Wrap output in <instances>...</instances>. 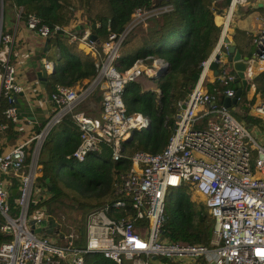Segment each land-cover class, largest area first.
I'll list each match as a JSON object with an SVG mask.
<instances>
[{
    "label": "built area",
    "instance_id": "built-area-1",
    "mask_svg": "<svg viewBox=\"0 0 264 264\" xmlns=\"http://www.w3.org/2000/svg\"><path fill=\"white\" fill-rule=\"evenodd\" d=\"M214 1L217 0L212 3ZM250 3V0H228L213 48L200 61L199 74L187 96L176 103L166 142L155 152L136 149L126 155L128 167L114 173L115 198L110 204L89 210L80 231H63V225L56 220L59 224L56 232L47 235L41 229L33 233L29 221L40 227L49 215L40 204L47 190L45 186L34 184L39 174L37 161L42 141L50 127L70 112L75 100L84 95L90 85L76 89L55 84L47 93L50 104L44 122L37 130L31 127L25 131L22 122L26 119L17 116L14 100L23 88L16 81L9 47L4 54L0 53V96L6 102L2 113L19 130L17 137L0 149V232L9 235V240L0 243V264H85L91 252L115 264L181 261V264L195 261L200 264H264V146L248 134V129L235 116L239 107H226L217 102L215 93L205 84L216 79L223 85L222 96H233L234 89L228 83L233 81L235 73L225 70L230 62L223 39L227 37L230 41L227 27L237 7ZM257 4L264 12V0H256ZM20 10L18 7L17 17ZM147 14L149 12L135 7L125 29L143 21ZM1 21L0 12V24ZM23 22L42 38L54 37L57 29L63 28L54 25L50 30L32 13L27 14ZM89 33L87 27L77 33L68 32V40L81 42L98 64L97 73L89 82L101 86L98 118L90 119L82 112L71 113L79 140L70 155L81 161L89 151H99L104 144L110 158L117 160L124 155L122 141L132 130L149 124L146 116L125 110L121 97L123 86L139 75L151 76L164 62L146 55L119 71L114 59L118 56L123 32L118 35L109 32L99 45L88 38ZM247 34L252 50L245 56L244 77L250 78L264 70V16ZM10 41V34L0 29V49ZM40 60L49 73L52 60L45 57ZM211 60L216 62L215 74L209 67ZM247 112L264 117V99L256 97ZM5 126L0 122V129ZM21 132L28 135L19 139ZM26 155L29 159L23 169ZM181 185L190 195L201 196L208 209L212 218L209 245L170 241L161 228L166 193ZM12 188H15L13 213L9 204Z\"/></svg>",
    "mask_w": 264,
    "mask_h": 264
},
{
    "label": "trees",
    "instance_id": "trees-1",
    "mask_svg": "<svg viewBox=\"0 0 264 264\" xmlns=\"http://www.w3.org/2000/svg\"><path fill=\"white\" fill-rule=\"evenodd\" d=\"M3 6L9 2L15 8L21 7L18 19L24 21L27 14H34L39 23L51 30L54 25L66 28L74 23L78 16L87 24L100 41L109 32L116 35L123 32L119 43L118 56L114 59L117 70L129 67L132 62L146 55L162 59L165 65L159 67L154 79V88H142L135 79L128 80L121 93L125 110L146 116L149 124L146 127L132 130V135L122 141L124 155L117 160L109 156V149L101 144L99 151L91 150L81 161L70 154L78 143V129L71 116V111L62 115L47 131L41 149L46 153L39 157V174L35 176V186L50 183L40 204L46 213L62 219L63 207L76 202L78 208L85 210L101 204H110L115 198L112 192V181L116 170L128 167L129 155L133 150L144 149L151 152L160 150L169 136L172 119L177 108V101L184 99L193 86L200 70V61L213 48L220 31L221 17L228 0H0ZM135 7L149 12L143 21L125 29ZM1 29V28H0ZM126 30V31H125ZM248 34L237 28L231 34L235 48L242 56L250 53L241 51L238 39ZM49 38L56 52L52 60V70L43 81L48 92L55 84L70 86L86 78L87 85L96 75L98 64L89 53L77 47L76 41H69L68 35L57 32ZM249 43V42H248ZM50 48V46H49ZM48 48V49H49ZM40 52V57L47 58V51ZM48 59V58H47ZM150 60V59H148ZM226 72H234L233 67L225 66ZM236 104L240 108L239 120L246 127L264 126L263 118L247 112L248 105L254 96L246 98L245 91L250 84L264 99V70L252 77H246ZM209 91L215 93V100L221 102L223 88L218 80L205 82ZM228 86L234 90L237 82L231 81ZM98 88V84L94 86ZM219 90V91H218ZM5 98L0 96V122L6 126L0 129V149L10 140L17 137L19 130L14 123L6 119L2 109ZM200 120L202 124L204 115ZM39 122L32 127L37 130ZM7 136L9 138L6 140ZM29 156L23 160V169L27 167ZM45 178L48 180L45 181ZM13 185V181H12ZM14 196L9 197L10 210L13 213ZM32 206V204H30ZM2 218L0 217V221ZM166 238L170 241H183L190 244L209 245L212 232V218L202 199L190 195L183 185L169 189L165 196L163 223L161 226ZM9 240V235L0 232V243ZM85 264H115L99 253L88 254Z\"/></svg>",
    "mask_w": 264,
    "mask_h": 264
},
{
    "label": "crops",
    "instance_id": "crops-1",
    "mask_svg": "<svg viewBox=\"0 0 264 264\" xmlns=\"http://www.w3.org/2000/svg\"><path fill=\"white\" fill-rule=\"evenodd\" d=\"M251 5L248 6H238L234 15L230 19V24L227 27V36L230 37V41L233 42L231 38V34L235 28L242 30L244 32H248L249 29L254 27L257 24V21L262 16L256 7V0H250ZM7 9V17L6 20L1 21V31L3 33H8L11 36V41L2 45L1 49L4 54L6 48L9 47V60L13 61L16 69V81L23 88V99H25L29 104H31L32 108L39 109L45 115L46 110L49 108V98L47 97V89L44 86V83L40 81L35 75V70L38 66V62L35 59V50H38L43 45L42 37L35 34L30 29L26 28L24 22L19 20L16 16L17 8L10 5L9 2H6L4 5ZM2 11V9H1ZM245 11H254L251 21L245 23L243 13ZM224 14V12H223ZM3 15V14H2ZM223 17V16H222ZM221 17V20H222ZM74 23H70L66 28L69 30L73 28L76 24L83 22L81 18L78 16L75 18ZM221 28V25H220ZM79 32V31H78ZM234 43V42H233ZM77 47L83 50L86 53V48L81 42H76ZM260 71V70H259ZM257 73V72H256ZM144 76V75H143ZM146 79L151 80L147 76ZM87 81L86 78L82 79L80 82H76L73 85L74 88H82L85 87L83 84ZM90 85L87 92L83 95H80L77 100L73 103L70 111L72 112H82L85 116L90 119L96 120L98 118L99 111V100L101 96V86L99 88H94V85ZM150 88H154L153 81H148V86ZM43 99V101H41ZM236 108L238 105L235 103ZM35 118H40V114L38 112L35 113ZM264 120V117H261ZM36 120H23L22 126L25 128V131L31 128L33 125L38 124ZM246 127V126H245ZM258 132L260 130L264 131V126L253 127ZM264 133V132H263ZM264 137V134H263ZM260 144V143H259ZM264 146V144L262 143ZM181 262H175L174 264H181ZM191 264H200L199 261H195V263Z\"/></svg>",
    "mask_w": 264,
    "mask_h": 264
},
{
    "label": "water",
    "instance_id": "water-1",
    "mask_svg": "<svg viewBox=\"0 0 264 264\" xmlns=\"http://www.w3.org/2000/svg\"><path fill=\"white\" fill-rule=\"evenodd\" d=\"M2 9V1H0V12ZM84 27L87 28H92L93 27V23H89L87 24L86 22H81L76 24L73 28L69 29V30H65L64 28H59L57 29V33L62 34L64 36L68 35V32H72V33H77L78 31H81ZM88 38L90 40H93L95 42V44L99 45L100 44V40L92 33H89ZM224 42L226 43V53H227V58L230 62V65L233 67L234 69V73H235V77L233 79V81L237 82V88L234 90V94L233 96L229 97V96H224L222 98V105L223 106H233L238 97L241 94L242 88L246 85V78L244 77V69H245V65H246V61H245V56H242L240 54V52L238 51L237 48H235L234 43L229 41L227 37H225ZM49 38L45 37L43 39V45L38 49L35 50V59L38 62V66L35 70V75L37 76L38 79H40V81H44L47 75V72L45 71V69L42 66V61L40 60V52L43 50H46L49 48ZM216 58V56L214 57ZM162 60V59H161ZM164 62V61H163ZM52 65H53V61H52ZM165 65V62L162 66ZM160 66V67H162ZM209 67L212 69L213 74L216 73V62L215 60H211L209 63ZM158 74V70H156L150 77L153 78ZM49 98V96H47ZM15 105H16V110H17V116L19 118H24L26 120H30V121H34L36 120L37 122H44L45 120V116L44 114L41 112V110H37L35 108H32L31 104H29L25 99H23V95L22 92H19L15 95ZM38 112L40 114V118H35V113ZM237 118H239L237 115H235ZM132 131L131 133L126 137L129 138L132 135ZM9 138V136H7L6 140ZM48 179L45 178V181H47ZM50 188V183L47 182L45 185V189L49 190ZM15 188L11 189V192L14 193ZM30 224V231L33 233H38L41 229L44 230V233H46L47 235H50L52 232H56V229L58 228L59 224L56 221V219L51 216L48 215L45 220L43 222L40 223V227H37L35 225H33V221H29ZM80 231V229H79ZM89 254H92L89 253Z\"/></svg>",
    "mask_w": 264,
    "mask_h": 264
},
{
    "label": "rangeland",
    "instance_id": "rangeland-1",
    "mask_svg": "<svg viewBox=\"0 0 264 264\" xmlns=\"http://www.w3.org/2000/svg\"><path fill=\"white\" fill-rule=\"evenodd\" d=\"M256 9H257V11L260 14H262V16H264V12L261 9L260 4H257ZM254 13H255L254 11H245L243 13L242 17L244 18L245 23H248V21H251V18H252ZM6 17H7V9H6L5 6H3V15H1V19L5 21ZM238 42H239V46H240L242 52H244V53H250L251 52L252 45H250L248 43V38L246 37V35L242 34V36L239 37ZM0 53L2 54L3 51L0 50ZM47 58L50 59V60H55L56 59V52H55V48H54V45H53L52 41H51L50 48L47 51ZM11 62L13 63V61H11ZM260 71H262V70H260ZM136 80L140 83V86L142 88H144V89L145 88H150V87H147L148 86V81L149 82H151V81L154 82V79H151V80L146 79V77L143 76V75L137 76ZM98 88H99V85H98ZM244 96L247 99L252 97V96H254V100L256 99V97L261 99L259 92L258 91L257 92L254 91V87H253L252 84H250L249 87L246 89ZM249 105H248L247 109H249ZM239 112H240V108H239V111H238V108H237V112L236 113H239ZM246 128L248 129V134L251 135L253 137V139L256 140V142H258L260 144H262V143L264 144V137H263V134H264L263 132L264 131L263 130H260L258 132L253 127H246ZM26 135H28V132H21L20 136H19V139H21V137L24 138V136H26ZM45 153H46V150L44 148H42V149L40 148L39 154H38V159H39L40 156L44 155ZM193 196L195 198H197V199H202V197L197 195V194H193ZM77 206H79V205L76 202H74L72 205L63 207V214H61L62 219L59 220V223H61L63 225V231H65V230L76 231L79 228L82 229L86 213L89 210L94 208V207H89V208H87L85 210H82V209L78 208ZM95 207H97V206H95ZM76 242L79 243L80 241L76 240Z\"/></svg>",
    "mask_w": 264,
    "mask_h": 264
}]
</instances>
